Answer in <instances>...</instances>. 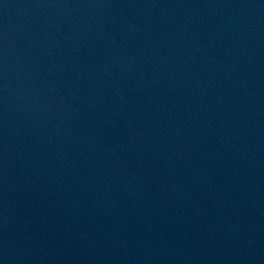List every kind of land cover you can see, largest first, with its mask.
<instances>
[{"label":"water","instance_id":"obj_1","mask_svg":"<svg viewBox=\"0 0 264 264\" xmlns=\"http://www.w3.org/2000/svg\"><path fill=\"white\" fill-rule=\"evenodd\" d=\"M0 264H264V0H0Z\"/></svg>","mask_w":264,"mask_h":264}]
</instances>
